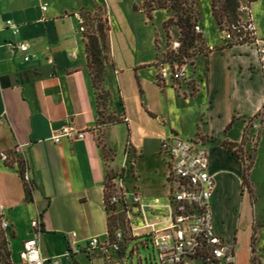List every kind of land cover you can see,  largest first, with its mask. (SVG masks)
Returning <instances> with one entry per match:
<instances>
[{
    "label": "crops",
    "instance_id": "crops-1",
    "mask_svg": "<svg viewBox=\"0 0 264 264\" xmlns=\"http://www.w3.org/2000/svg\"><path fill=\"white\" fill-rule=\"evenodd\" d=\"M205 2L207 8L203 0L196 5L205 47L192 57V69H186L195 85L190 93L187 84L178 83L175 90L170 83L157 82L155 39L161 51L166 37L163 27L162 37L151 31L142 0H0V151L10 153L9 161L0 158V207L7 231L14 235L9 238L13 263L20 262L23 241L33 235L30 221L39 213L45 264L123 260L131 241L144 232L127 236L120 254L109 260L91 257L85 252L86 241L104 238L109 222L125 229L128 216L134 224L141 222L132 207L133 193L143 201L167 199V157L160 141L175 134L203 140L215 180L210 201L213 226L233 247L236 264H264V132L255 145L248 188L242 185V161L222 145L235 143L246 152L256 126L262 119L264 124V112L255 116L264 105V67L252 47L223 44L211 0ZM250 10L256 36L264 39V0H253ZM166 13L167 19L171 15ZM79 15L86 30L100 19L108 25L102 87L109 100L102 114L123 120L103 127L97 125L96 91L87 65L86 32L78 31ZM7 21L17 25L16 31ZM173 29L178 38V28ZM170 35L174 39L171 30ZM19 43L27 45L25 52L16 48ZM26 54L28 60L23 59ZM167 98L177 107V121L168 114ZM247 119L254 125L241 143ZM65 124L82 130L83 137L50 141ZM17 144L22 145L34 188L31 201L25 197L14 161L19 156L11 154ZM118 153L119 164L114 158ZM153 158L163 163L153 168L152 178L162 183L164 198L158 196L155 183L140 185V162ZM126 170L135 181L130 190L123 186ZM109 173L122 174V200L129 214L121 203L114 211L105 208ZM16 240L20 241L17 259L12 255Z\"/></svg>",
    "mask_w": 264,
    "mask_h": 264
},
{
    "label": "built area",
    "instance_id": "built-area-1",
    "mask_svg": "<svg viewBox=\"0 0 264 264\" xmlns=\"http://www.w3.org/2000/svg\"><path fill=\"white\" fill-rule=\"evenodd\" d=\"M252 1L239 0L237 8L238 19L236 22H223L217 26V33L225 46L247 45L252 47L258 54L261 66L264 67V39L258 38L251 18L250 4ZM42 9H45L43 6ZM78 31L86 32L85 19L78 16ZM7 25L17 29V25L7 21ZM195 34L202 37V26L196 22L193 26ZM170 51L176 53L180 47L179 38L171 42ZM205 47V45H204ZM25 52L27 45L19 43L16 47ZM208 50L212 46H206ZM162 56L156 60L158 68L157 82L160 85L166 83H184L190 81L187 67H192L191 58H184V62L178 60H164ZM28 60L26 54L23 57ZM189 86V85H188ZM190 91V87H189ZM84 132L70 124H65L57 129L49 138L53 143L62 140H73L82 138ZM160 150L167 157L166 182L169 188L168 197L165 201L153 199L143 201L136 193L132 194V207L140 217L141 222L134 224L128 216L126 229L114 228L109 235L108 230L104 238L93 236L87 239L85 252L91 257L109 260L113 255H118L123 249V243L134 232H144L143 246L151 249L156 264H236L233 247L218 234L213 226V217L210 209V201L215 188L213 174L209 171V161L203 140L196 137L183 139L173 134L160 141ZM22 145L17 144L12 149L13 156H19L23 168V181L31 183L24 162ZM0 158L9 161L10 153L0 151ZM14 161H18L14 159ZM18 165V164H17ZM121 180L115 176L110 181L109 205L121 203L123 211L130 213L126 207L124 194L121 192ZM34 188H31L33 191ZM161 210L158 217L149 219L150 213ZM1 214V207H0ZM3 230L8 229L5 219L0 220ZM43 225L39 216L30 221L32 237L23 241L19 252L20 262L18 264H45L46 259L41 253L40 238L43 233ZM129 236V238L127 237ZM133 250V248L131 249Z\"/></svg>",
    "mask_w": 264,
    "mask_h": 264
},
{
    "label": "trees",
    "instance_id": "trees-1",
    "mask_svg": "<svg viewBox=\"0 0 264 264\" xmlns=\"http://www.w3.org/2000/svg\"><path fill=\"white\" fill-rule=\"evenodd\" d=\"M253 1V0H248ZM197 0H142V8L148 19H151L152 12L157 9H164L167 12H172V16L165 19L162 23V27L165 33L166 39L169 36V28L177 27L179 32V40L181 42L178 52L174 53L169 51L168 53H164V60H178L179 62H184V58H191L194 56V51L197 50L199 52H203L204 41L200 35H197L193 31V26L197 21ZM211 13L218 27L221 26L223 22H236L238 19L237 8L239 6V0H211ZM136 8V6H134ZM105 27L102 21H97L94 28L87 30L85 33L86 42H85V51L87 56V65L89 68V72L91 75V80L93 87L96 91L97 98V110H98V123L99 127H103L109 124H113L115 122L121 121L123 119H117L115 117H104L101 112V109L104 111L106 105L109 100L108 93L102 87L103 81V71H104V55L103 51L106 48V37L108 31V25L106 21ZM199 45V46H197ZM155 47L157 48V59H159L162 54L158 49L157 41L155 39ZM156 59V60H157ZM190 87V93L195 91V85L192 82L188 83ZM101 102H105L100 104ZM261 112H264V105L261 111L257 113L255 116L260 115ZM250 120V119H249ZM230 126V124H229ZM228 126V127H229ZM227 127V128H228ZM245 140V135L243 134V138L241 143ZM222 145L226 147L229 151H231L237 158H239L243 163V176H242V185L245 188L249 187L248 176L252 165V158L247 163L244 159L243 149L241 145L235 143H227L222 142ZM250 157V156H248ZM112 159V158H111ZM18 172L23 179L22 173L23 168L19 167L22 164V161L18 158L17 161ZM110 179L112 176L107 174V181L105 185V199L104 204L107 211H114L116 206L108 204V198L110 196ZM33 188L32 183H26L24 181V190L25 197L27 200H32V191ZM248 190V189H247ZM40 218L42 214L38 215ZM1 220V214H0ZM3 230L0 226V231ZM114 230L112 223L109 222L108 233L109 235ZM4 231H7L4 230ZM13 233L10 232V237H13ZM3 240V248L0 247V264H10V251L5 247V239Z\"/></svg>",
    "mask_w": 264,
    "mask_h": 264
},
{
    "label": "rangeland",
    "instance_id": "rangeland-1",
    "mask_svg": "<svg viewBox=\"0 0 264 264\" xmlns=\"http://www.w3.org/2000/svg\"><path fill=\"white\" fill-rule=\"evenodd\" d=\"M203 4H204V7L206 6V8H207L205 0H203ZM166 12H167L166 10H157L155 12H152V16H151V19L149 22L151 31L152 32L155 31L157 34H159L160 37L164 36L161 29H162V23L167 17ZM168 13H169V15L172 16V12H168ZM100 20L102 21V19H100ZM100 20H98V21H100ZM102 23L105 27V23L103 21H102ZM170 30L172 31L174 39L171 38ZM169 36L170 37L168 39H166V42H165L164 53H166V52L168 53L170 51V49H171L170 47L172 45L171 42L174 41L175 38H177L173 27L169 28ZM197 46H199V45H197ZM148 49H149V52L151 53L150 45L148 46ZM202 51H204V47H203ZM201 53H203V52H199V51L195 50L194 56L199 55ZM192 57H191V59H189V61L191 63L193 61ZM190 69H192V67H190ZM175 84L176 83H172L171 85L173 87H175V90H177V86H175ZM167 99L168 100L166 101V106H167V108H169V111H170V112H168V114L170 113V115H172V117H173V120L177 121V107L174 106L173 102L169 98H167ZM103 103H105V102L100 101L101 106ZM101 112H103L102 109H101ZM104 117H106V116H104ZM110 117H112V116H110ZM253 125H254L253 120H249V119L246 120V128H245V132H244L245 138H248L247 134L249 133L250 128L253 127ZM256 127H257V133L253 134L254 138L251 139V141H250L249 150L244 152L242 155L247 163L249 162V160L251 158H253L254 149H255V145L257 143V140L260 137V135L263 134V132H264L263 119L261 120V123L258 124ZM119 142H122V141L121 140L118 141V144H119ZM152 150H153V146L151 145L150 146V152ZM248 156H250V157H248ZM120 157H121V153H118V155L116 154V157H114V158H116L115 163L119 164ZM162 164L163 163H162L161 159H157V158H153L151 160L143 159L140 162L139 174L141 176L140 185L147 188L148 185L155 183V185L157 186V190H158L157 191L158 196L161 198H164L165 188L162 186V183H160L158 180H156V179L154 180L152 178L153 168L159 169ZM109 176H112V178H113L115 176H122V174L121 173H118V174L109 173ZM110 181H111V179H110ZM134 184H135L134 177H132L130 172H128L126 170L124 173V179H123L124 188H126L127 190H130ZM9 238H10V232L1 230L0 231V247L3 248V244H2L3 240L2 239H5V242H6L5 247L9 250ZM143 241H144V238H137V239H134L133 241H131L129 248H128L123 260L120 261L119 259H113L112 264H156V262L154 261L153 255H152V250L151 249H145L143 246ZM42 244L44 247H46L45 242H43ZM132 248H133V250H131ZM19 249H20V241L16 240L12 244V255L16 259L18 258V250ZM0 251L2 252L3 250H0ZM78 257L80 259H82L81 255H78ZM9 259H10L9 260L10 264H16V263H13L11 261V258H9ZM85 263L89 264L88 262H85ZM91 264H103V262L101 260H95Z\"/></svg>",
    "mask_w": 264,
    "mask_h": 264
}]
</instances>
